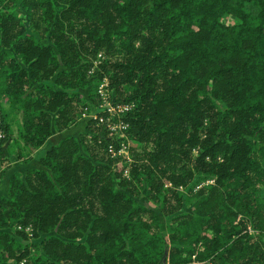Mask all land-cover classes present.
<instances>
[{
	"label": "trees",
	"instance_id": "16d2710c",
	"mask_svg": "<svg viewBox=\"0 0 264 264\" xmlns=\"http://www.w3.org/2000/svg\"><path fill=\"white\" fill-rule=\"evenodd\" d=\"M105 74L136 104L133 160L89 118L15 171L0 264H264V0H0V162L5 103L31 152Z\"/></svg>",
	"mask_w": 264,
	"mask_h": 264
},
{
	"label": "rangeland",
	"instance_id": "374dc122",
	"mask_svg": "<svg viewBox=\"0 0 264 264\" xmlns=\"http://www.w3.org/2000/svg\"><path fill=\"white\" fill-rule=\"evenodd\" d=\"M104 52L103 51H100L99 53H98V59L100 60L103 56H104V54H103ZM97 64H98V62H96ZM96 64V65H97ZM95 67H93V69H94ZM105 76H107L108 78H109V75L108 74H105ZM109 86H110V84H109ZM85 91V94H87L88 92V89H85L84 90ZM109 94L111 95V99L112 100H120V99H118L117 98V93L114 91V90H112V91H110L109 90ZM87 102H89V103H87V105H85L84 106V108H83V111H82V117H80V119L76 122V123H73L72 125H70L69 127H67V128H65V129H63V130H58L57 129V127L56 126H54V128H53V137L51 138L52 140L54 139H56V138H59V136H60V131H61V135H63V137L65 136V135H68V134H73V135H76L77 137H80V134H81V132H83V131H85V130H87L86 129V122H87V120L90 118V116L93 114V113H95V112H98L99 111V109H98V102H99V98L95 101V100H93V98H91V97H88V99H87ZM98 103V104H97ZM5 106H6V108L8 109V110H10L11 109V111H12V114H16V116L18 117V120L16 121V122H14L13 123V125H12V130H13V132H12V136H10L9 138H10V143H13V146L14 145H16V147L19 145V143H17V142H13L12 141V137H14V139L16 138V141H18V139L21 141V145H23L24 146V143H23V141L19 138V136H18V127H19V123L21 122V118H22V111L21 110H18L16 107L15 108H11L10 107V105L8 104V103H5ZM88 106V107H87ZM99 123H101V124H103V125H105L104 123H102V122H99ZM63 132V133H62ZM110 134H115V136H118L119 137V143H120V147H121V149H122V152L126 155V158H129L130 160H127L128 162H131L132 160H133V155H134V153H132V149H131V147L136 143V142H134L133 141V139L132 138H130V136H129V133H128V131H127V133L126 132H112V131H110L109 132ZM51 134V135H52ZM50 135V136H51ZM49 136V137H50ZM48 137V138H49ZM8 138V139H9ZM18 138V139H17ZM47 138V139H48ZM45 142H47V140L45 141ZM44 142V143H45ZM43 143V144H44ZM42 144V145H43ZM41 146V145H40ZM39 147V146H38ZM37 148V147H36ZM35 149V148H34ZM34 149L30 152V150H29V147L28 146H24V149L22 150L23 151V153L24 154H28V156L29 157H33V151H34ZM47 151V150H46ZM20 152V149L18 150V153ZM45 154V153H44ZM43 154V155H44ZM43 155H41L40 156V159H41V157L43 156ZM27 155H25L24 157H28ZM125 158V159H126ZM41 161V160H40ZM41 164H42V162H41ZM42 166H43V164H42ZM127 170H128V173H129V168H127ZM126 172V171H125ZM198 178V177H197ZM193 182V181H192ZM212 182H214V180L212 181V180H202V185H201V187H204L206 184H208V183H212ZM166 185H170V184H172V182L171 181H169L168 179L166 180ZM180 188L181 189H183V190H185V191H187L188 190V187L187 186H185V185H180ZM197 189H199V187H195V189L193 190V191H196ZM186 193V192H185ZM184 196H186L185 194H184ZM190 207H191V203H189V202H185V204H184V206H183V209H190ZM167 216H165V215H163V214H161V219L162 220H167ZM8 230H10V231H14L13 230V227L12 226H9L8 227ZM26 230V229H25ZM27 231H28V234L30 235L29 237H30V239L29 240H37V241H40L44 236H45V234H42L41 236H39V237H33L32 235H31V231H32V229L31 228H29V229H27ZM24 260H25V258H24Z\"/></svg>",
	"mask_w": 264,
	"mask_h": 264
},
{
	"label": "built area",
	"instance_id": "2783aa9c",
	"mask_svg": "<svg viewBox=\"0 0 264 264\" xmlns=\"http://www.w3.org/2000/svg\"><path fill=\"white\" fill-rule=\"evenodd\" d=\"M99 61V59H97ZM96 61V62H97ZM96 94L99 98L98 112L93 113L90 118H94L98 122L104 123L108 131L112 132H126L131 127V122L127 118L128 114L135 108V102L133 101H124V100H112L111 95L109 94V78L104 76L103 79L98 83L96 88ZM88 107V106H87ZM3 115L0 112V139L7 135V132L1 127L3 121ZM114 135V134H113ZM111 152L116 154H123L126 158V155L122 152L121 147L117 149L113 144L109 146ZM0 155H1V144H0ZM126 160H130L126 158ZM128 173V170L125 169ZM214 180V179H207ZM202 182L198 183L196 187H201ZM19 227H21L19 225ZM27 227L26 229H29Z\"/></svg>",
	"mask_w": 264,
	"mask_h": 264
},
{
	"label": "crops",
	"instance_id": "0c3cea01",
	"mask_svg": "<svg viewBox=\"0 0 264 264\" xmlns=\"http://www.w3.org/2000/svg\"><path fill=\"white\" fill-rule=\"evenodd\" d=\"M63 133V132H62ZM12 136V133L8 136V138ZM53 134L47 139L43 145L37 147L33 151V157H27L24 159L23 157L19 156L18 150L20 149L19 145L13 146V143H10V138L6 139L4 142V148L6 150L7 161L0 162V194L7 195L9 192V184H10V177L15 171H20L24 173L30 167H42L40 156L43 155L48 148H50L53 144L57 143L63 135L55 140L51 139ZM18 139V138H17ZM12 141L15 143H19L20 140L16 141V138L12 137ZM23 146V145H22Z\"/></svg>",
	"mask_w": 264,
	"mask_h": 264
}]
</instances>
